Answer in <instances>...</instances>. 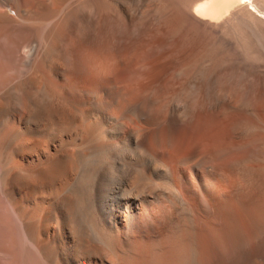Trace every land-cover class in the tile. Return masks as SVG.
<instances>
[{
	"label": "bare ground",
	"instance_id": "1",
	"mask_svg": "<svg viewBox=\"0 0 264 264\" xmlns=\"http://www.w3.org/2000/svg\"><path fill=\"white\" fill-rule=\"evenodd\" d=\"M145 1L0 0V264L242 262L264 77L193 50L264 0Z\"/></svg>",
	"mask_w": 264,
	"mask_h": 264
},
{
	"label": "rangeland",
	"instance_id": "2",
	"mask_svg": "<svg viewBox=\"0 0 264 264\" xmlns=\"http://www.w3.org/2000/svg\"><path fill=\"white\" fill-rule=\"evenodd\" d=\"M164 1L167 4H168V2L170 4L174 0H164ZM149 3H150V0H149V2L145 1V3H144L145 6H144V9L142 11H144L145 8H148L147 4L150 5ZM145 12L146 11H144V13L143 14L141 13V14L146 16ZM141 14H139L137 18H142L143 16ZM212 28H214V27H207L208 33H210L213 30ZM217 30L219 31V29L218 28L216 29V27H215L214 30L210 34L207 33V37L204 39V41H202L199 44V46H197L193 50V56L195 57V55H196L195 58L197 59V57L201 58L203 56L202 54H204V56L201 58V60L206 61L205 64H206V68L208 70H214V69L223 70L224 68H227V65L242 62L241 64L246 65L247 68L249 67L248 69H250V71L257 78H262V76L264 77V71L262 69V68H264L263 67L264 66L263 65L264 60H262L263 64L260 62L261 59H264V52L262 51V48H260V46H259L260 44L262 46H264V34L259 35L255 38H252L251 40H246L245 45L240 46L239 45L240 35L238 33L233 32V33L227 35L225 33L223 34L220 31L218 32ZM204 32H206V31H204ZM214 33H216L217 35H215ZM210 36L213 38H211ZM227 36H229V37H227ZM206 41H207V43H206ZM205 44H207L206 45L207 47L205 46ZM221 45L222 46L225 45L223 47V49L220 48V47H222ZM236 45L240 46L241 49L239 47H237ZM215 46H216L217 51H216V49H214ZM200 47H202V48H200ZM204 47H205V49H204ZM247 48H249V52L246 51ZM198 49L201 51H198ZM233 49L234 50L236 49V50L234 51ZM202 50H204V51H202ZM209 50L211 53H209ZM195 53H197V54H195ZM232 53H233V55H232ZM212 54H214V55H212ZM259 55H260V60L257 59V61H259V62H257L255 59H256V56L258 58ZM261 55H263V58H261L262 57ZM210 56H211L212 60H210L211 59V58H209ZM234 56H235V59H234ZM213 57H215V58H213ZM230 57H233V58H230ZM253 57H254V59H253ZM238 58H239V60H238ZM227 59H228V61H227ZM217 60H218V62H217ZM244 60H245V63H243ZM249 60L251 62H252V60H255V62L258 64L261 63L262 64V65L260 64L261 68H260V66H257L258 64L256 65V63L254 61L252 63H255V65H254L255 67H252L251 62H250V64L248 63ZM212 63H214L213 67L211 66ZM219 64H220V66H219ZM212 68H214V69H212ZM257 73H258V76H257ZM261 96H262V101L259 102L256 97H253V99L251 101L254 104V111H256L255 112L256 121L259 124L263 125V123H264V113H263L264 112V92H261ZM259 112H261V114H263V115L261 116ZM258 115H260V116H258ZM257 116H258V118H257ZM258 131L259 130H255V132H258ZM240 139H241L240 141L244 140L243 137H240ZM262 142L264 144V141H262ZM256 153H258L259 155L256 154L255 157H257V156L260 157V155H261V158H260L261 160L259 158L257 159L254 157L255 159L252 161V164L254 161L256 162V163L254 162V164H253L254 166L256 165L254 167L256 171L254 172V175H253L252 184L251 185H247V184L242 185L241 184V186L238 188V192H237L238 195L240 194V196H239L240 214L238 215V218H239V221H240V224L242 227V231H243L242 234L248 238L246 240L245 244L242 246L243 248L239 251V255H241V257H242V262L239 264H246L249 261H251V259L255 255V253H257V251H260L262 256L264 255V169L261 168V163H263L264 161L262 160L263 157H262V154H260V150L257 151ZM256 160H258V161H256ZM218 181H220L219 176L214 175L212 178V182L213 183H220ZM224 184H226V182H224ZM222 188H223V190H227V187H225L223 185V183H222ZM247 231H248V233H247ZM244 246H245V248H244ZM222 259H224V260L226 259L224 264H230L231 263V259L228 260L227 254H223ZM263 259H264V257H263Z\"/></svg>",
	"mask_w": 264,
	"mask_h": 264
}]
</instances>
